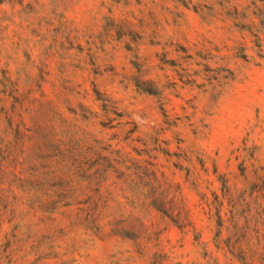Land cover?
Returning <instances> with one entry per match:
<instances>
[{"label":"rangeland","instance_id":"rangeland-1","mask_svg":"<svg viewBox=\"0 0 264 264\" xmlns=\"http://www.w3.org/2000/svg\"><path fill=\"white\" fill-rule=\"evenodd\" d=\"M0 264H264V0H0Z\"/></svg>","mask_w":264,"mask_h":264}]
</instances>
